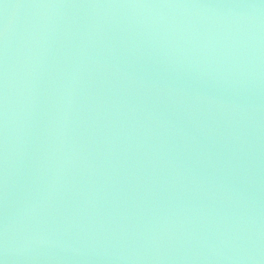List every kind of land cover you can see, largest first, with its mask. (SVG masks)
<instances>
[{
  "label": "water",
  "instance_id": "95a60500",
  "mask_svg": "<svg viewBox=\"0 0 264 264\" xmlns=\"http://www.w3.org/2000/svg\"><path fill=\"white\" fill-rule=\"evenodd\" d=\"M0 264H264V0H0Z\"/></svg>",
  "mask_w": 264,
  "mask_h": 264
}]
</instances>
